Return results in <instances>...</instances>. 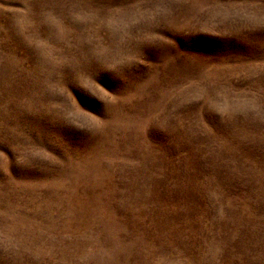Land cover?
Instances as JSON below:
<instances>
[{
  "label": "rangeland",
  "instance_id": "rangeland-1",
  "mask_svg": "<svg viewBox=\"0 0 264 264\" xmlns=\"http://www.w3.org/2000/svg\"><path fill=\"white\" fill-rule=\"evenodd\" d=\"M0 264H264V0H0Z\"/></svg>",
  "mask_w": 264,
  "mask_h": 264
}]
</instances>
